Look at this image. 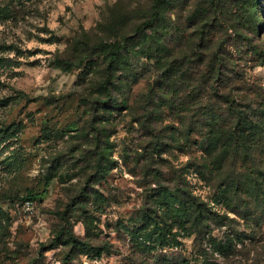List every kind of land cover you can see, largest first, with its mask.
<instances>
[{"label":"rangeland","instance_id":"1","mask_svg":"<svg viewBox=\"0 0 264 264\" xmlns=\"http://www.w3.org/2000/svg\"><path fill=\"white\" fill-rule=\"evenodd\" d=\"M221 93L264 114V0H0V264H264V220L212 182L264 169V124L218 170L192 164L208 115L230 123ZM180 175L208 224L144 240Z\"/></svg>","mask_w":264,"mask_h":264},{"label":"trees","instance_id":"2","mask_svg":"<svg viewBox=\"0 0 264 264\" xmlns=\"http://www.w3.org/2000/svg\"><path fill=\"white\" fill-rule=\"evenodd\" d=\"M113 48V50H115ZM91 53L85 54L77 62H70L62 58H56L55 63L64 69H70L72 66L79 64L83 59L88 58ZM117 56L116 51L110 52L111 61ZM111 65L105 71L106 78L103 81V91L106 96L100 99V103L103 105L108 101L110 93V81L107 78L108 72L111 71ZM167 79V76L164 77ZM214 89H217L214 87ZM222 94V106L220 110L226 113H230L231 118L229 124H224L222 121V114L213 113L208 115V121L206 127L208 132L205 138L204 144L201 145V153L199 156L193 157V166L198 172L204 173L203 167L209 170H218L223 162L230 154V150H239L245 153L247 147L242 145L245 138L249 135L254 136L257 134L258 128L264 124V114L258 115L256 113L259 106L249 104H241L238 98L230 96L228 93ZM196 104L191 109L193 112L192 124L198 123V115L196 111L199 109ZM194 128V127H193ZM193 128L191 132L193 131ZM251 150H254L252 147ZM256 150V148H255ZM200 158L205 164L199 169L197 158ZM233 169L224 173L219 179H215L214 183L216 190L219 192L221 199L226 202L227 206L231 208L237 215L246 217L255 223L264 220V169L259 166H254L249 172L237 170L234 174ZM259 174L262 176L259 177ZM204 176V174H203ZM262 191L259 192L258 189ZM153 199V211L155 214L149 215L147 223L151 224L152 229H148V226H143L140 236L147 241L160 240L162 244H168V234L173 236L179 234V232L186 235L193 232H198L208 224V213L212 212L211 206L203 201L196 193L192 191L189 185L185 182L181 175L178 179L170 181L167 185H163L157 182V187L154 188ZM236 195L239 199H243V196L251 199L250 203L246 201L244 209H240L239 205H234V201L230 199V196ZM260 203V204H259ZM258 215V213H260ZM154 228L158 229V233H154ZM167 234V235H166ZM177 264V263H168Z\"/></svg>","mask_w":264,"mask_h":264}]
</instances>
